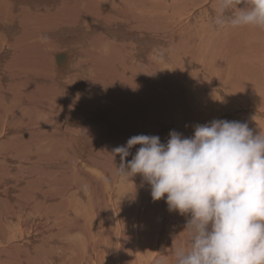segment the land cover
<instances>
[{"label": "bare ground", "instance_id": "bare-ground-1", "mask_svg": "<svg viewBox=\"0 0 264 264\" xmlns=\"http://www.w3.org/2000/svg\"><path fill=\"white\" fill-rule=\"evenodd\" d=\"M229 15L218 0H0V264H174L187 217L110 153L264 105L246 86H264V29Z\"/></svg>", "mask_w": 264, "mask_h": 264}, {"label": "clouds", "instance_id": "clouds-1", "mask_svg": "<svg viewBox=\"0 0 264 264\" xmlns=\"http://www.w3.org/2000/svg\"><path fill=\"white\" fill-rule=\"evenodd\" d=\"M218 8L221 16L231 13V27L264 29V0H218ZM110 154L120 157L118 174L139 175L154 202L187 217L174 264H264V133L212 120L195 125L191 137L172 130L166 143L135 135Z\"/></svg>", "mask_w": 264, "mask_h": 264}, {"label": "rangeland", "instance_id": "rangeland-1", "mask_svg": "<svg viewBox=\"0 0 264 264\" xmlns=\"http://www.w3.org/2000/svg\"><path fill=\"white\" fill-rule=\"evenodd\" d=\"M254 47V46H253ZM248 48L246 49V53L248 52V54L250 53L249 51L250 50H248ZM249 86V89H250V91L251 92H253V93H257V89H256V87H259L260 88V90H263V92H264V86H261V85H263L262 84V82H261V80H259V82L258 83H248V84H246V86ZM253 85V86H252ZM250 86H252V87H250ZM254 88V90H252ZM263 88V89H262ZM256 89V90H255ZM253 95H256V94H253ZM252 96V95H251ZM251 96H249L250 98L249 99H247L245 102L247 103V104H242V107H243V105H244V107H246L245 108V111H242V109H239V111L237 110L236 111V113L234 112L233 114H228V115H226V117H225V119L224 120H228V121H239V122H244V121H247L246 123L248 124V126L250 127L251 126V128H253L254 126H257V127H261V129H263L264 130V105H259V101L257 100L256 102H257V104H256V102L254 103L253 102V106L252 105H250V106H248L249 104H250V102H252V101H250V99L252 98ZM252 99H255V98H252ZM251 99V100H252ZM248 101H249V104H248ZM235 104V103H234ZM256 104V105H255ZM237 105V106H236ZM236 105H234V108H236V107H239V105L238 104H236ZM260 106H261V109H260ZM262 106H263V108H262ZM251 107H253L254 108V110L255 111H257L258 112V114H256L257 112H255L253 109L251 110ZM257 107V108H256ZM249 108V109H248ZM250 110V111H249ZM261 110V111H260ZM247 111V112H246ZM260 112V113H259ZM240 113H241V115H240ZM235 114V115H234ZM231 115V116H230ZM254 115H255V117H254ZM234 116V117H233ZM237 116H241V117H237ZM252 116V117H251ZM245 118V120H239V119H244ZM248 117H250V118H248ZM256 118V119H254V118ZM248 119V120H247ZM250 119V120H249ZM251 119H253V120H251ZM257 119H259V120H257ZM253 123H251V122ZM255 121H259L258 123L257 122H255ZM249 122V123H248ZM250 124H252V125H250Z\"/></svg>", "mask_w": 264, "mask_h": 264}]
</instances>
